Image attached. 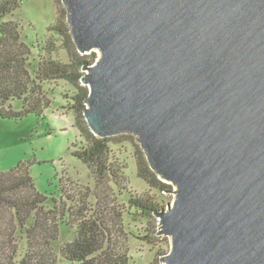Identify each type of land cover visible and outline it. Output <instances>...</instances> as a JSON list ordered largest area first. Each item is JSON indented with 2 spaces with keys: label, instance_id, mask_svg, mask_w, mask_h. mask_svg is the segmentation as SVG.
Listing matches in <instances>:
<instances>
[{
  "label": "water",
  "instance_id": "obj_1",
  "mask_svg": "<svg viewBox=\"0 0 264 264\" xmlns=\"http://www.w3.org/2000/svg\"><path fill=\"white\" fill-rule=\"evenodd\" d=\"M97 137L175 186L163 264H264V0H62ZM156 236V237H157Z\"/></svg>",
  "mask_w": 264,
  "mask_h": 264
},
{
  "label": "trees",
  "instance_id": "obj_2",
  "mask_svg": "<svg viewBox=\"0 0 264 264\" xmlns=\"http://www.w3.org/2000/svg\"><path fill=\"white\" fill-rule=\"evenodd\" d=\"M21 3V0H0V116L13 119L28 114L43 116L51 105L43 85L61 79L71 82L77 88L71 106L76 119L74 125L86 140L85 143H74L72 155L92 171L98 188L121 187L125 173L123 166L113 159L110 148V142L121 134L97 137L85 121V99L90 91L81 81L82 69L94 61L78 52L66 24L67 11L48 27V32L65 37L70 61L52 58L50 55L56 42L49 40L44 47L46 54L40 55L33 73L30 69L33 49L23 34L21 23L12 18L5 19L18 10ZM14 101L21 102V109L13 108ZM141 160L140 177L151 187L170 188V184L150 168L145 155L142 154ZM29 168V161H21L8 171H0V264H57L52 244L58 240L60 224L65 221L76 228V233L72 241L60 248L64 259L80 264H130L125 245H119L109 237L110 229L104 218L106 210L90 214L89 204L84 199L74 208L63 205L57 209L54 198H51L54 206L46 209L45 204L50 198L37 189ZM61 191L64 192L63 187ZM97 197V205H102L104 201H100V194ZM129 202L131 207L141 208L147 215L156 212L160 206L158 202L143 197H132ZM21 236L27 239L24 254L20 253Z\"/></svg>",
  "mask_w": 264,
  "mask_h": 264
},
{
  "label": "rangeland",
  "instance_id": "obj_3",
  "mask_svg": "<svg viewBox=\"0 0 264 264\" xmlns=\"http://www.w3.org/2000/svg\"><path fill=\"white\" fill-rule=\"evenodd\" d=\"M21 1V7L5 19L12 18L21 23L23 34L33 49L31 71L34 73L37 68L40 55L46 54L44 47L49 40L56 42L50 56L69 62L71 54L65 37L48 32V27L66 11L62 0ZM66 24L69 27L67 21ZM100 54L99 50H93L82 55L96 62ZM43 88L51 101L43 116L28 114L16 119L0 116V171H8L21 161H29L30 175L37 189L50 198L45 204L46 209L54 206L51 198L56 199L57 209L63 205L74 208L84 199L89 204L90 214L106 210L104 218L110 229L109 237L117 244L125 245L130 264H163L160 259L172 249L171 237L157 236L160 218L154 213L145 214L141 208L131 207L129 200L132 197L149 198L159 203L157 211H161L174 202L176 195L172 192L175 186L166 182L170 188L161 190L151 187L140 177L139 164L145 153L135 135L121 134L110 142V148L113 159L123 166L125 179L121 187L98 188L92 171L72 155L74 143L86 142L80 129L74 125L76 119L71 106L76 86L61 79L46 82ZM21 106L20 101L13 102V108L19 110ZM96 193L100 194V201H104L102 205H97ZM75 233L76 228L66 221L60 224L58 240L52 244L57 264H80L64 259L60 252L61 246L72 241ZM19 242L20 253L24 254L26 237L21 236Z\"/></svg>",
  "mask_w": 264,
  "mask_h": 264
}]
</instances>
